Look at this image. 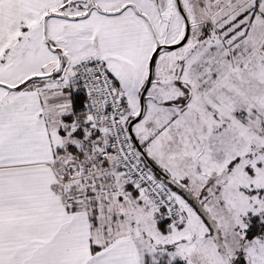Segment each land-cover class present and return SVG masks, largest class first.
I'll return each instance as SVG.
<instances>
[{
	"label": "snow or ice",
	"instance_id": "6c2138e0",
	"mask_svg": "<svg viewBox=\"0 0 264 264\" xmlns=\"http://www.w3.org/2000/svg\"><path fill=\"white\" fill-rule=\"evenodd\" d=\"M0 264H264V0H0Z\"/></svg>",
	"mask_w": 264,
	"mask_h": 264
}]
</instances>
